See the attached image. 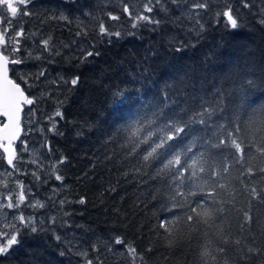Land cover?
I'll return each mask as SVG.
<instances>
[{
	"label": "snow or ice",
	"instance_id": "6c2138e0",
	"mask_svg": "<svg viewBox=\"0 0 264 264\" xmlns=\"http://www.w3.org/2000/svg\"><path fill=\"white\" fill-rule=\"evenodd\" d=\"M34 3L35 0H0V24L4 25L0 30V117L5 121L0 123V167H4L7 177L13 176L9 168L20 171L22 157L17 153L14 142L22 131L25 107L28 108L31 122L34 106L52 96V92L43 85L51 84L57 88L70 86L68 90L71 91L80 83L79 75L71 79L60 76L48 80V71L43 66L36 73L21 70L16 79L9 76L10 71H16L10 65L25 64V58L18 55L21 52L18 37H23L25 33L22 26L16 31L15 27L10 29L8 25H19L20 17L33 15L29 5ZM242 3L247 8L251 0H242ZM166 5L176 6L181 14L170 16ZM155 8L165 13L163 20L149 15ZM207 8L208 0H143L142 10L135 16L128 11L127 5L124 11L128 12L132 29L138 30L148 24L154 25L152 31H157L162 23L168 22L184 31L187 22V32L199 39L206 31L203 22L206 12L202 14L197 9ZM85 15L92 16L91 13ZM108 15L113 20L119 19L111 13ZM49 18L69 21V17L62 13ZM213 20L217 27L222 25L229 34L244 24V19L239 13L234 15L230 6L216 12ZM257 22L264 26V15H260ZM9 31L14 34L7 36ZM75 35L87 39V26H78ZM95 35L100 42L106 39L111 44L113 37L118 40L123 35L135 36L137 32L111 31L101 21ZM40 45L42 47L38 51L27 52V57L51 63L54 57L62 55L51 37L40 41ZM82 45L83 42L72 50L69 61L87 63L90 58L101 56L95 43L86 47ZM169 46L176 52H182L187 47L183 40L175 37L169 40ZM62 47L70 48L67 44ZM235 67L239 69L234 73L235 78H232L233 70H229L222 81L213 82L208 90L203 85L197 89L194 75L190 77L189 72L183 70V76L173 77L175 84L166 85L158 99L154 96L152 101L137 100L141 108L118 130L116 139L110 137L107 141L114 147L105 159L119 161L125 178L132 177L138 184L150 189L148 195L160 205L161 210L156 234L164 247L173 253L184 254V264H239L230 255L233 251L240 254V261L244 264L264 257V247L257 246L256 237L250 235L254 221L252 208L249 207L247 211L237 209L235 203L238 196L248 193L253 200L264 201V189L258 190L252 184L254 180H264V166H248L258 157L264 158V104H246L249 94L264 88V68H259L257 75L258 66L255 64L245 63L243 68ZM149 78L145 77V80ZM34 82H39V95H33L30 91ZM64 103L65 100H58L55 112L47 116L51 127L46 131L59 134L56 118L63 119L60 108ZM40 148H46L48 154L52 153L46 138ZM24 151H28L27 145ZM41 157L48 158L34 148L31 162L36 164L37 169L45 167ZM5 159L7 167L4 166ZM66 159L58 157L47 166L45 182L54 176L56 181L63 184L64 176L59 165L65 163ZM233 170L239 173L235 177L231 175ZM31 174L39 179L37 172ZM3 186L9 194L2 196L6 202H0V257H7L15 250L14 246L21 244L23 229L32 233L49 229L44 227L43 219L38 221L35 216H25L23 211H19L22 205L44 208L45 204L38 200L33 203L34 194L29 190L26 195L22 183L15 197L7 182ZM53 192L59 195L55 188ZM29 195L32 199L28 198ZM49 200L53 206L59 207L62 215L48 217L47 223L52 226L55 239L62 242L61 235L55 233V226L73 227L70 223L73 213L64 209L72 201L66 198L56 201L52 197ZM76 203L85 204L86 201L80 198ZM5 208L11 211L10 216L3 211ZM233 213L242 217L235 235L230 221ZM255 220L258 223L259 217H255ZM72 240L76 243L69 241L66 251L59 254L64 256L66 252L71 253L79 257L82 264H106L105 258H102L105 253L118 255L124 264H147L146 253L152 252V248L138 251L134 244L120 235L109 239L98 237L95 243H90L80 241L73 234ZM84 244L89 246L83 247Z\"/></svg>",
	"mask_w": 264,
	"mask_h": 264
},
{
	"label": "trees",
	"instance_id": "16d2710c",
	"mask_svg": "<svg viewBox=\"0 0 264 264\" xmlns=\"http://www.w3.org/2000/svg\"><path fill=\"white\" fill-rule=\"evenodd\" d=\"M41 2L48 5L46 12L38 7L28 18L35 35V40H32L33 52L42 47L40 41L51 37L52 43L62 55L54 57L51 63L29 58L26 67L24 64L19 65V73L26 69L29 72L28 69L32 67L36 73L43 66L50 74L48 80L60 76L71 79L79 75L80 83L71 91L68 90L70 86L61 85L57 88L51 84L43 85L52 92V96L34 106L38 124L33 125V135L41 142L42 137L36 134L38 125L45 130L46 141L52 147V153H46L48 165L58 157L67 158L65 163L59 165L64 180L61 185L54 176L50 177L49 183L42 185V193L39 194L48 203L35 215L39 216V220H45L44 227L49 230L32 233L23 229L21 244L14 246L15 250L10 257L2 258L4 264H82L80 258L71 253L66 252L64 256L59 254L66 251L69 241L76 243L72 240L73 234L80 241L90 243H95L98 237L109 239L120 235L134 244L138 251L152 248V252L146 253L147 264H184V254L173 253L164 247L156 234L161 210L160 205L148 195L150 189L138 184L132 177L125 178L119 161L110 162L105 159L114 147L107 141L110 137L116 139L118 130L141 108L137 100L152 101L154 96L158 99L166 85L175 84L173 77L183 76L185 69L190 77L194 75L196 88L203 85L205 90L211 88L213 82L222 81L229 70H233L232 78H235V71H239L235 66L243 68L245 63L257 65L259 75V68H264V26L257 21L260 15H264V0H251L247 8L242 0H208L206 10L197 9L202 14L206 12L203 21L206 31L199 39L187 32V22L184 31L168 22L162 23L157 31H152L154 25L148 24L138 30L132 29L128 12L124 11L125 5L135 16L139 12H135L133 5L138 3L142 9L143 0H55L56 12L59 13L60 9L66 11L70 22L58 19L53 22L49 18L50 0ZM77 6L91 13V18L81 14ZM228 6L234 15L239 13L244 19L243 26L231 34L222 25L217 27L213 20L216 12ZM166 7L172 17L181 14L174 5ZM76 11L82 15L81 19L76 18ZM109 13L119 19H111ZM149 15L163 20L165 13L155 8ZM101 21L111 31H131L137 32V35H123L118 40L113 37L111 44L106 39L100 42L95 32ZM80 25L87 26V39L75 35ZM173 37L183 40L187 45L182 52H176L169 46V40ZM81 42L85 47L95 43L101 56L90 58L87 63L69 61L72 50L81 46ZM64 44L70 48H63ZM22 57L28 58L27 54ZM17 75L11 76L16 79ZM145 77L150 78L145 80ZM17 82L20 83L19 80ZM36 83L39 82H34L30 89L33 95H39L41 91L40 87L36 89ZM58 100H65V103L60 108L63 119L56 118L59 133L56 134L46 129L51 127L47 116L55 112ZM247 103L254 106L264 104V88L249 94ZM27 117L25 121H28ZM248 166H264V158L258 157ZM238 174L233 170L231 175L235 177ZM252 184L258 190L264 189V180H254ZM54 188L59 193L54 195V200L66 198L72 201L64 209L73 213L70 217L73 227L55 226V233L61 235L62 242L55 239L52 226L47 223L48 217L62 215L59 207L53 206L49 200ZM80 198H84L86 203H76ZM235 203L237 209L247 211L249 207L252 208L254 221L250 235L256 237L257 246L264 247V201L253 200L248 193L238 196ZM257 216L258 223L255 220ZM241 219L236 213L230 217L234 235ZM230 255L239 264H244L238 252L233 251ZM102 258H105L106 264H124L118 255L105 253ZM248 264H264V257L250 260Z\"/></svg>",
	"mask_w": 264,
	"mask_h": 264
},
{
	"label": "rangeland",
	"instance_id": "374dc122",
	"mask_svg": "<svg viewBox=\"0 0 264 264\" xmlns=\"http://www.w3.org/2000/svg\"><path fill=\"white\" fill-rule=\"evenodd\" d=\"M142 4H143V2H142ZM133 7H134L135 12L136 11L140 12L142 10L141 6H139L138 3L134 4ZM77 8H78L77 10L82 11L81 14H84V16H86L85 15L86 10H83L82 6H77ZM79 11H76L75 15H76V18L81 19L82 15L80 14L81 11L80 12ZM88 18H91V17L89 16ZM28 59L29 58L25 57V64H24L25 67L27 66L26 63H27ZM28 71L34 73L35 69L32 67V68L28 69ZM49 75L50 74H48V76ZM37 84L38 83H36V89L39 88V87H37ZM27 115H28V117H27L28 121L27 120L25 121V123H27V124L24 123L25 124V138L22 140L24 143L21 142L18 146H16V148H18L17 153L22 157V162L19 164L20 171L16 172V171L12 170L11 168H9L8 169L9 171H13V176L7 177L4 174V167H0V202H6V201L2 200V196L9 194L8 189H5L3 186L4 183L7 182L9 185V189H11V194L14 197L18 195V193L20 191L19 184L22 183L24 185L26 195H28L29 190L32 194H34L35 200H33V203H35V201L38 200L40 203H43V204L46 203L47 204L48 201L46 199L39 197V194L42 193V189H41L42 185L46 186L47 183H49V178H47V182H45L46 177H48L47 159H43V157H41V159H43V164L45 165V167L43 169H37L36 164H33L31 162L32 158H33V149L34 148L39 149L41 152H43V154L45 156H47L46 155V153H47L46 148H40L41 144L45 143L46 135H45L44 131H41V129H43V128L38 125L37 130H36V134L39 137H42V140H41V142H39L35 138V136L33 135V125L38 124L37 113L35 111H33V113L31 114V122L29 120L28 112H27ZM22 129L24 130V128H22ZM25 145H27L28 151H24ZM4 166L7 167L6 159L4 160ZM34 171L37 172L39 179H37L36 176H33L31 174ZM55 190L57 192V188H55ZM54 195L55 194L52 191L50 197L53 198ZM28 198L32 199V196L29 195ZM25 203H27V201ZM40 210H43V208H32V207H25L22 205L21 209L19 211H23L25 216H29V215L35 216L36 219L39 221V216H36L35 213H37ZM3 211L5 213H7L9 216L11 215L10 210L5 208V209H3ZM41 219H43V218H41ZM11 254L8 255L7 257H0V264H4L2 258H8L11 256Z\"/></svg>",
	"mask_w": 264,
	"mask_h": 264
},
{
	"label": "flooded vegetation",
	"instance_id": "af4514ba",
	"mask_svg": "<svg viewBox=\"0 0 264 264\" xmlns=\"http://www.w3.org/2000/svg\"><path fill=\"white\" fill-rule=\"evenodd\" d=\"M40 1V2H39ZM43 0H35V3L32 4V5H29V9L32 11V13H34V11L38 10V7L42 10L45 11V9L47 8V4L46 3H43L41 2ZM56 4H55V0H50V9H49V15L50 17L53 16V15H57L59 13H62L64 15H68L66 13V11H62V9H60L59 13L56 12ZM46 12V11H45ZM45 14H43V16H45ZM31 16H28V17H20L19 20H20V24L19 25H8V27L11 29L13 27H15V30L18 31L19 30V27L22 26L23 27V31L25 33V35L23 37H18V39L20 40V48H21V52L18 53V55L22 56L24 54H27V52L29 50H31L33 52V46H32V40H35V35H33V32L31 30V25L30 23H28V18H30ZM53 21V19H52ZM55 22V21H53ZM3 27L4 25L0 24V30H3ZM13 31H9L7 36H11L13 35ZM7 36L5 37L7 39ZM27 50V51H25ZM11 69H15L16 71L15 72H12L10 71V75L12 74H15L17 75L19 73V65H10L9 66ZM12 78V76H11ZM4 122V119L3 117H0V123H3ZM18 148H16V151H17Z\"/></svg>",
	"mask_w": 264,
	"mask_h": 264
},
{
	"label": "water",
	"instance_id": "95a60500",
	"mask_svg": "<svg viewBox=\"0 0 264 264\" xmlns=\"http://www.w3.org/2000/svg\"><path fill=\"white\" fill-rule=\"evenodd\" d=\"M9 76L11 77V75H10V72H9ZM25 111H26V107H25V109H24V113L22 114V122H23V116H24V114H25ZM4 119V118H3ZM5 122V121H4ZM23 133H22V131H21V134H20V137H19V139H17L15 142H14V147L16 146V145H18V144H20V142H21V140H22V138H23V135H22Z\"/></svg>",
	"mask_w": 264,
	"mask_h": 264
}]
</instances>
